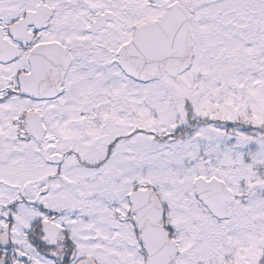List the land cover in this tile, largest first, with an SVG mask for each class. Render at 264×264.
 Masks as SVG:
<instances>
[{
  "label": "snow or ice",
  "instance_id": "6c2138e0",
  "mask_svg": "<svg viewBox=\"0 0 264 264\" xmlns=\"http://www.w3.org/2000/svg\"><path fill=\"white\" fill-rule=\"evenodd\" d=\"M0 264H264V0H0Z\"/></svg>",
  "mask_w": 264,
  "mask_h": 264
}]
</instances>
